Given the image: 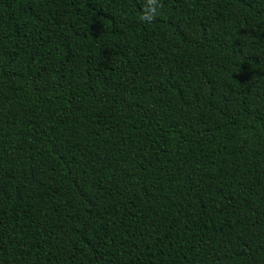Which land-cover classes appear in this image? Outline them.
I'll return each instance as SVG.
<instances>
[{"label":"trees","instance_id":"trees-1","mask_svg":"<svg viewBox=\"0 0 264 264\" xmlns=\"http://www.w3.org/2000/svg\"><path fill=\"white\" fill-rule=\"evenodd\" d=\"M0 264H264V0H0Z\"/></svg>","mask_w":264,"mask_h":264}]
</instances>
